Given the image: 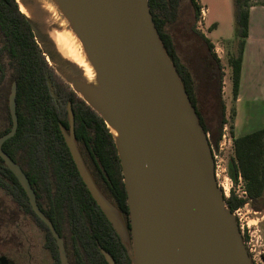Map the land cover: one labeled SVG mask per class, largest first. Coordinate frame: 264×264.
<instances>
[{
  "label": "water",
  "instance_id": "95a60500",
  "mask_svg": "<svg viewBox=\"0 0 264 264\" xmlns=\"http://www.w3.org/2000/svg\"><path fill=\"white\" fill-rule=\"evenodd\" d=\"M32 1L20 0L24 6ZM46 1L81 44L94 73L92 81L56 52L39 23L26 18L50 66L99 114L113 135L130 230L83 158L71 103L67 106L69 129L60 126V130L83 183L131 264H253L215 179L210 142L160 39L149 0ZM16 96L14 82L8 97L13 125L0 138V158L18 179L34 213L50 229L61 264H70L65 241L40 210L29 179L3 151L19 125ZM99 249L108 264H115L108 252Z\"/></svg>",
  "mask_w": 264,
  "mask_h": 264
},
{
  "label": "trees",
  "instance_id": "16d2710c",
  "mask_svg": "<svg viewBox=\"0 0 264 264\" xmlns=\"http://www.w3.org/2000/svg\"><path fill=\"white\" fill-rule=\"evenodd\" d=\"M260 0H233L238 51L229 59L233 100L238 97L243 48L248 38L251 6ZM264 4V3H263ZM150 13L169 57L211 146L218 147L228 122L223 100L221 60L211 41L197 31L202 7L195 0H149ZM17 84L18 129L3 151L30 181L40 210L65 241L70 264H108L99 247L115 264H131L127 251L83 183L60 126L69 129L67 106L72 104L75 135L83 158L108 200L127 216L129 207L120 159L113 135L103 119L49 65L17 0H0V138L10 132L8 97ZM231 120L235 111H231ZM233 134V125L231 126ZM234 184L245 182L247 199L234 191L224 200L232 213L250 204L264 210V129L234 138L229 163ZM0 189L44 232V247L53 264H61L48 226L34 213L15 175L0 158ZM245 242V237L243 238Z\"/></svg>",
  "mask_w": 264,
  "mask_h": 264
},
{
  "label": "rangeland",
  "instance_id": "374dc122",
  "mask_svg": "<svg viewBox=\"0 0 264 264\" xmlns=\"http://www.w3.org/2000/svg\"><path fill=\"white\" fill-rule=\"evenodd\" d=\"M198 2L205 9H209V12L206 21H203L201 25L197 24V31L203 33L205 25H209L211 21H218L221 29L217 35H228L231 45L234 46L233 50L237 53L239 38L233 0H199ZM263 3L264 0H260L254 5ZM216 36L213 38L215 39ZM231 48L230 46L228 50L231 51ZM215 54L217 55V53ZM227 56L226 50V54L223 56L224 64L221 63L223 74ZM231 111L230 108L228 121H231ZM240 126L238 130L240 136L264 129V104L247 106L243 112ZM232 157L229 154L230 161ZM238 215L242 218V224L246 230L245 242L249 243L248 253L251 259L254 258L258 264H264V210L254 212L249 205L242 208ZM44 244V232L35 225L31 218L25 216L0 189V264H7L4 262L10 264H53L52 257Z\"/></svg>",
  "mask_w": 264,
  "mask_h": 264
},
{
  "label": "crops",
  "instance_id": "0c3cea01",
  "mask_svg": "<svg viewBox=\"0 0 264 264\" xmlns=\"http://www.w3.org/2000/svg\"><path fill=\"white\" fill-rule=\"evenodd\" d=\"M200 6L203 7L201 4ZM205 10L206 21L209 9L206 8ZM204 28L203 33L213 44L214 51L222 64H224L223 56L227 50L228 56L223 78V99L227 110V119L229 118L230 108L235 111L233 120H229L230 125H233L234 138L242 137L244 135H238V130L241 127L242 115L247 106L264 104V4H253L250 8L248 38L243 48L238 97L236 100H233L232 68L229 64V59L236 54L233 50L234 46L230 43L231 39L228 35H217L221 29L218 21H211ZM213 36H216L215 39ZM230 46L232 47L231 51L228 50Z\"/></svg>",
  "mask_w": 264,
  "mask_h": 264
},
{
  "label": "bare ground",
  "instance_id": "6f19581e",
  "mask_svg": "<svg viewBox=\"0 0 264 264\" xmlns=\"http://www.w3.org/2000/svg\"><path fill=\"white\" fill-rule=\"evenodd\" d=\"M18 1L22 13L41 25L42 31L49 37L56 52L75 65L88 81H92L94 73L84 57L81 44L68 30L66 22L55 7L46 0H33L31 6H24L20 0Z\"/></svg>",
  "mask_w": 264,
  "mask_h": 264
},
{
  "label": "built area",
  "instance_id": "2783aa9c",
  "mask_svg": "<svg viewBox=\"0 0 264 264\" xmlns=\"http://www.w3.org/2000/svg\"><path fill=\"white\" fill-rule=\"evenodd\" d=\"M199 4V0H195ZM200 5V4H199ZM205 8L202 7L201 9V16L200 20L198 22V25H201L203 21H205ZM231 125L228 121L222 130L221 139L219 141L218 147L211 146V152L214 160V172H215V179L217 181L218 187L222 190L225 198L230 197L231 191H234L235 194L242 199H247V193L245 190V182L242 179L241 176H238L237 183L234 184V182L231 180L229 176V154L234 156V137L231 133ZM207 138L209 140V136L207 135ZM233 158V157H232ZM250 204L247 203L245 207L249 206ZM241 211V209L234 212L235 217H237L239 230L243 236L245 237L246 230L244 228V225L242 224V218L238 215V212ZM249 229V228H248ZM249 232V231H247ZM247 250L249 249L248 245L249 243H246ZM253 264H258L255 259L252 260Z\"/></svg>",
  "mask_w": 264,
  "mask_h": 264
},
{
  "label": "flooded vegetation",
  "instance_id": "af4514ba",
  "mask_svg": "<svg viewBox=\"0 0 264 264\" xmlns=\"http://www.w3.org/2000/svg\"><path fill=\"white\" fill-rule=\"evenodd\" d=\"M125 219H126V222H127V226H128V228H129V230H130V227H131V225H130V218H129V214L127 215V216H125ZM7 264H10L9 262H7Z\"/></svg>",
  "mask_w": 264,
  "mask_h": 264
}]
</instances>
